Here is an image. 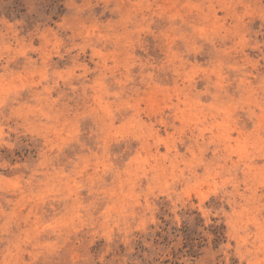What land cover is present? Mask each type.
Instances as JSON below:
<instances>
[{
  "label": "rangeland",
  "instance_id": "1",
  "mask_svg": "<svg viewBox=\"0 0 264 264\" xmlns=\"http://www.w3.org/2000/svg\"><path fill=\"white\" fill-rule=\"evenodd\" d=\"M0 264H264V0H0Z\"/></svg>",
  "mask_w": 264,
  "mask_h": 264
}]
</instances>
